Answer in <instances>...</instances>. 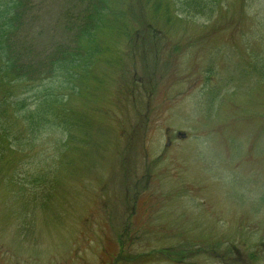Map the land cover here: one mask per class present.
<instances>
[{
	"label": "rangeland",
	"instance_id": "obj_1",
	"mask_svg": "<svg viewBox=\"0 0 264 264\" xmlns=\"http://www.w3.org/2000/svg\"><path fill=\"white\" fill-rule=\"evenodd\" d=\"M191 1L30 0L14 15L0 264H264V0ZM62 57L80 71H53ZM45 88L61 105L30 133L20 107Z\"/></svg>",
	"mask_w": 264,
	"mask_h": 264
},
{
	"label": "trees",
	"instance_id": "obj_2",
	"mask_svg": "<svg viewBox=\"0 0 264 264\" xmlns=\"http://www.w3.org/2000/svg\"><path fill=\"white\" fill-rule=\"evenodd\" d=\"M30 0H4V4L6 6V13L4 16H0V58L5 53L3 45L9 46V31L13 28L12 19L14 15L21 16L25 14L27 11V6L29 4ZM194 1V0H192ZM191 1V3H192ZM196 6V5H194ZM12 10H17V14H11ZM86 35H90L89 33ZM76 58L71 57L68 59L67 57H62L60 60H56V64L54 68H52L53 71L58 70H64L66 71L65 77L69 75L70 73L74 72V70H78L79 66L76 65L75 62ZM60 64H64L60 65ZM26 71L29 73L30 70L27 65H23ZM8 69V66L3 62V64L0 65V73L6 74V71ZM20 79L24 80L27 79V75L25 72H23L20 76ZM46 86H51L50 83H48ZM45 92L43 93V96L38 103V105L35 107L34 110H32L27 104L23 101L24 106L22 105L20 108L24 107V119L26 123V130L30 133L32 132H42L46 126L50 124H54L55 117H56V107H60L61 105V96L56 93L55 89L51 90L50 88H45ZM26 104V105H25ZM62 108V107H61ZM64 111V109H62Z\"/></svg>",
	"mask_w": 264,
	"mask_h": 264
}]
</instances>
